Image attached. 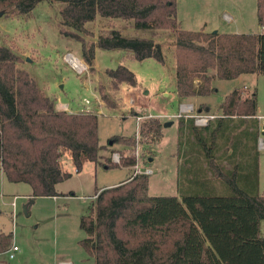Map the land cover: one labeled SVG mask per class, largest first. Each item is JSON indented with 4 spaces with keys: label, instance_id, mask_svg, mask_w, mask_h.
I'll return each instance as SVG.
<instances>
[{
    "label": "trees",
    "instance_id": "trees-1",
    "mask_svg": "<svg viewBox=\"0 0 264 264\" xmlns=\"http://www.w3.org/2000/svg\"><path fill=\"white\" fill-rule=\"evenodd\" d=\"M41 2L62 5L59 34L81 43L83 61L91 72L96 49L124 50L138 62L164 63L161 46L153 39L125 38L115 29L87 44L85 26L101 17L131 22L137 31L172 33L179 100L212 95L217 80L264 75V0H256L261 30L257 34L183 30L175 0H0V13L27 15ZM19 61L11 49L0 47V170L7 182L28 185L32 199L57 197L56 186L71 177L61 167L64 155L76 173L85 162L99 161L98 117L57 111L55 101L17 68ZM105 74L114 92L122 85H138L123 65ZM99 90L106 107L114 108L104 88ZM256 108L255 91L242 97L233 90L206 126L196 127L191 118L178 119L179 197L149 196L147 175L98 192L93 214L79 223L87 235L80 244L94 264H264ZM162 129L158 119L143 121L141 143L157 144ZM114 145L132 148L134 137L114 136L107 147ZM103 165L113 166L109 159ZM134 165V158H121V166ZM11 238L0 234V253Z\"/></svg>",
    "mask_w": 264,
    "mask_h": 264
},
{
    "label": "rangeland",
    "instance_id": "rangeland-1",
    "mask_svg": "<svg viewBox=\"0 0 264 264\" xmlns=\"http://www.w3.org/2000/svg\"><path fill=\"white\" fill-rule=\"evenodd\" d=\"M175 2L176 19L181 29L196 31L202 27L210 33L219 34L260 33L256 17V0H175ZM61 8L62 5L58 3L41 2L27 15H18L15 12L2 14L0 47H8L19 57L17 68L26 71L45 95L55 103L67 106L71 111L83 110L82 113L98 117V140L101 147L98 153L99 161L85 162L81 171L76 173L70 157L64 155L61 167L64 172L70 173L71 177L59 184L57 198L30 197V201L27 202L17 197L15 211L12 196H23L25 191L28 194L30 187L26 184L8 183L0 174V230L11 235L19 248L13 260H8L5 255L0 256L2 264H94V259L86 254L80 244L87 235L79 223L82 217L93 214L96 194L101 191L100 188L117 186L116 184L128 177L126 181L139 175L135 174L134 170V166L138 165L152 171V174L148 175L149 196H179L176 180L174 181L176 162L181 163L177 158L176 122L172 120L174 125L171 127L163 126L162 142L155 145L142 144L139 135L140 125L137 128L136 118L146 117L147 114L140 108L146 107L147 110L151 104L154 110L148 109L149 112L158 115L162 110L168 115L176 116L182 104L191 105L194 113L201 106L205 107L198 106L188 98L185 101L189 102L179 105L175 96L174 98L169 96L167 99L163 96L164 92L172 95L174 86V79L171 77L173 73L171 64L174 59L171 32L137 31L131 22L97 17L95 21L85 26L88 34L83 35V38L87 44L95 43L99 35H105L111 29L118 30L125 38L152 37L162 46L168 69L153 59L135 61L124 50L96 49L94 71L91 72L83 61L81 43L59 34ZM67 55L80 61L86 66L87 71L78 74L65 60ZM119 64L136 76L141 88L122 85L118 91H112L105 71L115 69ZM215 82L216 92L200 99L210 108L208 113L201 115L218 116L219 104L233 90H239L242 97H247L255 91L256 117L261 131V128H264V75L244 74L235 80ZM100 87L104 88V92L115 103L114 108L106 107L101 100ZM145 89L152 91L150 97L144 96ZM137 110L140 112L136 113ZM152 118L162 121L158 116ZM152 118H144L142 122ZM178 119L185 120L176 118ZM195 126L202 127L196 124ZM114 136L134 137V146L129 148L126 145H114L108 148L107 145ZM263 145L264 135L260 134L258 181L259 193L264 196ZM113 155L119 157L120 164L111 161ZM124 156L135 159V165L131 167L133 172L129 167L121 166V158ZM149 156L153 158L150 163L146 162ZM106 159H109L113 166L103 165ZM27 204L29 207L25 209ZM260 232L264 237V222L260 225Z\"/></svg>",
    "mask_w": 264,
    "mask_h": 264
},
{
    "label": "crops",
    "instance_id": "crops-1",
    "mask_svg": "<svg viewBox=\"0 0 264 264\" xmlns=\"http://www.w3.org/2000/svg\"><path fill=\"white\" fill-rule=\"evenodd\" d=\"M179 27H181V26H179ZM182 28V27H181ZM184 30V29H183ZM187 31H190V30H187ZM196 31H203V32H205V33H210V32H208V31H206L204 28H202V27H200V28H198V30H196ZM261 31V30H260ZM152 33H154V32H152ZM151 32H150V34H152ZM144 39H153L152 37H147V38H144ZM154 40V39H153ZM155 42V41H154ZM155 43H157V44H159L158 42H155ZM160 45V44H159ZM161 46V45H160ZM161 50H162V55H163V59H164V63L163 64H161V66H163V67H165L166 68V70L168 69V66H167V63H166V59H165V55H164V53H163V49H162V46H161ZM119 65H121V64H119ZM171 72H173V73H171L172 74V79H174V86H173V88H172V95H170V93L168 94L167 92H164V94H163V96L167 99V98H169V96H171L172 98H174V96L176 97V99L178 100V102H179V105L180 104H182V103H185V102H189V101H185V100H187V99H183V100H179L178 98H177V96H176V94H175V62H174V59L172 60V64H171ZM240 77V76H239ZM137 79V78H136ZM138 80V79H137ZM137 83H138V81H137ZM215 84H216V82H214V86H215ZM244 87H246V86H244ZM137 88H141L140 86H139V84L137 85V87H136V89ZM152 95V91H149V90H144V96L145 97H150ZM201 98H203V97H193V98H188V99H192L195 103H197L198 104V106L199 105H205V107H208L205 103H203V102H201L200 101V99ZM192 101V102H193ZM194 103V104H195ZM55 105H56V109L57 110H62V111H66V112H69V113H71V114H75V113H82V112H84L83 110H80V111H71V110H69L68 109V107L67 106H64V105H60V104H57V103H55ZM64 107H65V109H64ZM146 108V107H145ZM145 108L143 107V108H140V109H143L144 110V113L145 114H147V115H152V117H156L157 118V116H158V118L160 119V120H162L161 122L162 123H164L163 124V126H165V127H171L172 126V120H175V124H176V128H177V125H178V120H176V118L174 117V115H168L165 111H160L159 112V114L158 115H156V114H154L153 112H149V110L148 109H152L151 111H153L154 109H153V106L151 105V104H149L148 105V109L147 110H145ZM155 108V107H154ZM209 108V107H208ZM139 109V110H140ZM156 109V108H155ZM203 107L201 106V108H199L198 110H195V112L197 113V114H201V113H205V112H202L203 111ZM210 109V108H209ZM139 110H137V111H135L136 113H138V112H140ZM163 120H165V121H163ZM174 125V124H173ZM262 130H264V128H261V135H264L263 134V132L264 131H262ZM163 139H164V134H163V137H162V139H161V141L160 142H162L163 141ZM176 141H177V138H176ZM175 157H176V153H175ZM153 161V158L152 159H149L148 160V163H150V162H152ZM176 161H177V158H176ZM179 162L177 161L176 162V166H175V178H174V181H175V184H176V187H177V166L179 165L178 164ZM131 169V168H130ZM131 171L133 172V170L131 169ZM0 174L2 175V178H3V180H5L6 182H7V180L5 179V177H4V175H3V173H2V171L0 170ZM129 178V177H128ZM127 178V179H128ZM127 179H125V180H123V181H121V182H119L118 184H116V185H119V184H121V183H123V182H125ZM9 183V182H8ZM59 186V184L56 186V193L58 194V191H57V187ZM113 186H115V185H113ZM113 186H110V187H113ZM110 187H102V188H100L99 190H102V189H105V188H110ZM25 192H27V191H25ZM24 192V195L23 196H18V195H13L12 196V200L14 199V198H21V199H25V200H27V202H29L30 201V197H31V188H30V193H25ZM25 197V198H24ZM176 197H179V196H176ZM17 198V199H18ZM29 198V199H28ZM47 198V197H46ZM49 198V197H48ZM57 197H53V198H51V199H56ZM17 199H16V203H17ZM14 201V200H13ZM13 203V202H12ZM16 203H15V205L13 206V208H14V211H15V209H16ZM28 207H29V204H27V206L25 207V209H28ZM0 234H4V235H8V234H6V233H4L3 231H1L0 230ZM11 236V235H10ZM12 237V236H11ZM15 244L16 245V243H15V241H14V239L12 240V238H11V243H10V245L8 246V248L12 245V244ZM7 248V249H8ZM6 249V250H7ZM5 253V251L3 252V253H0V256H2V255H5L4 254ZM6 256V255H5ZM6 258H7V256H6ZM91 258V257H90ZM8 259V258H7ZM15 259V258H14ZM9 260V259H8ZM0 264H2L1 262H0Z\"/></svg>",
    "mask_w": 264,
    "mask_h": 264
},
{
    "label": "built area",
    "instance_id": "built-area-1",
    "mask_svg": "<svg viewBox=\"0 0 264 264\" xmlns=\"http://www.w3.org/2000/svg\"><path fill=\"white\" fill-rule=\"evenodd\" d=\"M73 56L71 55H67L65 57V60L71 65L72 68H74L76 70V72L78 74H81L85 71H87L86 69V66H84L80 61H78L77 59H75L74 57L71 58ZM75 60H77V62H80V66H77L75 65ZM176 118H184V119H193L194 120V123L198 126H206L208 121H209V118L210 120H212L214 118V116H204V115H201V114H197V113H194V109L191 105H186V104H182L180 105L179 107V112L176 116H174ZM144 118H152L151 115H147L146 117H140V116H137L136 118V124H137V128L139 127V125L141 124L142 120ZM262 149H264V145L262 146ZM111 161L114 163V164H120V159L117 155H113L112 158H111ZM134 170H135V174H139V175H151L152 174V171L149 169V168H146V167H143V168H140L138 165L134 166ZM17 198H14L13 200V203H12V206L15 205V201H16ZM19 252V248L17 245H15L14 243L5 251V255L7 256V258L9 260H13L16 256V254ZM61 264H69V263H61Z\"/></svg>",
    "mask_w": 264,
    "mask_h": 264
},
{
    "label": "bare ground",
    "instance_id": "bare-ground-1",
    "mask_svg": "<svg viewBox=\"0 0 264 264\" xmlns=\"http://www.w3.org/2000/svg\"><path fill=\"white\" fill-rule=\"evenodd\" d=\"M71 58H73V57H71ZM75 65L80 66L81 64H80V62H77V60H75Z\"/></svg>",
    "mask_w": 264,
    "mask_h": 264
},
{
    "label": "water",
    "instance_id": "water-1",
    "mask_svg": "<svg viewBox=\"0 0 264 264\" xmlns=\"http://www.w3.org/2000/svg\"><path fill=\"white\" fill-rule=\"evenodd\" d=\"M3 13H0V16L2 15ZM212 33H216V32H212ZM263 134H264V132H263Z\"/></svg>",
    "mask_w": 264,
    "mask_h": 264
}]
</instances>
